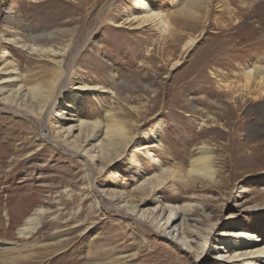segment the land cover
Listing matches in <instances>:
<instances>
[{
	"label": "rangeland",
	"instance_id": "1",
	"mask_svg": "<svg viewBox=\"0 0 264 264\" xmlns=\"http://www.w3.org/2000/svg\"><path fill=\"white\" fill-rule=\"evenodd\" d=\"M133 1L0 0V31L6 37L21 36L27 29L51 34L55 44L70 41L63 72L70 77L67 89L81 82L108 90L85 92L72 110L62 108L67 98L62 89V100L57 98L45 123L0 104V242L27 247L16 262L7 264H229L212 249L219 251L214 247L220 246V233L232 226L253 232L264 246V91L242 95L234 74L264 55V12L249 0L244 15L234 20L226 14L214 22L224 9L214 2L201 31L186 28L176 32L182 35L176 41L172 35L159 37L150 26L129 29L110 22L119 21ZM148 1L155 11L175 15L169 0ZM238 3L231 2L233 10L240 9ZM195 34L196 43L184 50ZM6 56L19 72L46 75L52 69L27 50L0 41V61ZM176 61L180 64L172 69ZM228 83L237 85L232 95L225 90ZM106 111L132 124L137 142L145 145L159 124L157 141L162 146L153 152L164 168L184 173L189 160L199 156L198 147L210 149L215 183L171 180L154 193L162 206L194 207L189 217L201 222L190 221L196 231L193 242L203 253L177 247L142 223L136 212L130 216L114 210L110 196L135 187L133 170L143 174L153 169L150 156L136 150L137 142L124 149L125 158L97 172L51 141V123L75 125L70 117L104 122ZM142 134L150 139H140ZM251 154L253 160L245 158ZM40 208L46 213L38 229L19 237L17 228ZM142 209L158 215L160 205L147 202Z\"/></svg>",
	"mask_w": 264,
	"mask_h": 264
},
{
	"label": "bare ground",
	"instance_id": "2",
	"mask_svg": "<svg viewBox=\"0 0 264 264\" xmlns=\"http://www.w3.org/2000/svg\"><path fill=\"white\" fill-rule=\"evenodd\" d=\"M169 1L170 5L175 7V15H173V17H168L164 12L155 11L152 7V3L148 0H134L131 8L125 11L119 21L110 20V22L113 24L116 23V27L126 26L129 29H140L145 26H150L157 32L159 37L168 38L172 35L170 38H175L174 40L179 41L182 35H178L181 34L182 30L192 28L199 31V28L202 27L201 25L206 24V16L210 13V7L214 2H217L220 7L224 8L219 11L220 14L218 18H214V22L219 18H224L226 14L229 15V17L226 18L236 20L237 16L244 15L243 11L251 5L248 3L249 0H237V2H239L238 8L240 9L233 10L231 2L234 0ZM253 1L257 2L256 8L264 12V0ZM201 8H203V14ZM14 19L16 18L14 17ZM188 20H192L191 23H189L190 21ZM173 25L177 28L174 29ZM10 32H12V30ZM24 32L25 33L21 36L16 35L10 38L6 37L4 32L0 31V41L12 44L17 50H27L31 55L37 57V59L49 63L52 69L46 75H44L45 73L40 75L33 70H27L23 73L19 72L17 68L11 67L13 65L7 60V56L4 60L0 61V104L11 108L12 113L19 114L21 112L26 115H32L37 117L42 123H45L50 112L55 107L57 98L60 101L62 100V89L67 96V98L62 101V108L71 107L72 110L79 99L83 98L85 92H89L92 95L95 91L99 93L108 91L99 84L91 86L81 82H73L71 88L67 89L66 84L70 82V77L63 74V72L66 49L69 47L70 41L68 40L60 44H55L52 41L51 34H38L27 29H24ZM198 36L199 34H195L192 37L189 36L183 46L184 50L190 49L196 43ZM1 53L3 55L8 54V52L5 51ZM179 64L180 62L178 61L174 62L172 69ZM234 74L237 75L240 79L239 81H241L240 83L237 81V85L241 88L242 95L251 96L253 92H257V94L258 92L263 93L264 55L263 57L255 56L254 59L245 66H239V71ZM74 75L78 76L76 79L79 78L77 71ZM60 81H62V84L59 87L57 96H54ZM237 85L235 86L231 83L226 84L225 90L228 92L227 94L232 95ZM253 88H255V90ZM110 95H114L113 92H111ZM61 114V110H59L57 116H61ZM70 118L69 120L75 122V125L70 124L68 126L60 123L55 125L52 123L50 124L53 135L51 141L59 150L69 151L72 155L82 158L86 161V164L91 165L97 172H101L113 161L124 156V149L137 142V137L133 134V130H131L134 126L129 124V122H120L116 120L114 114L110 111L105 112L104 122L98 119L90 121L77 119L75 121ZM203 124L204 123H202L201 126H204ZM160 133V125L158 124L156 132L151 138L152 141L147 143L148 145L138 141L135 146L136 150L142 151L144 156H150L154 165L152 171L139 174L138 170H133L136 173L135 187L130 191L122 190L117 194H112L110 200L115 203L113 205L115 211L130 216L136 212L142 223L148 222L154 227L158 234H164L165 238L173 242L177 247L179 246L183 249V246H185V250L189 253L201 254L204 249L197 245V242H193L196 231L193 230V226L190 223V221H192L194 224H198L201 220H196L197 218L192 220L189 217L192 215L191 212H194V207H186L184 205L183 207H173L164 203L162 206V202L154 197V193L161 187H164L166 182L171 180L180 179L183 182L191 183L202 178L215 183L216 172L212 167V158L209 155L210 149L205 145L198 147L199 156L189 160L187 169L185 171L184 169L182 170L184 173L178 170L164 168L163 162L159 160L153 152V150L161 149V142L157 141V137ZM139 138L142 140L150 139L144 134ZM245 158L250 161L251 159L253 160L252 154L250 157L245 156ZM128 161L134 166V160ZM89 184L90 182H88V185ZM243 192H246V190ZM136 193L139 195L135 196ZM98 198H101V196H98ZM136 198H138V201H134ZM147 202L156 203L158 206L160 205L158 215L153 214V212L147 213L148 211H143L142 208ZM164 212L166 213L163 215ZM45 213V209H36L24 220L23 224L17 228V235L19 237H28L33 234L40 226L41 219ZM131 218L137 221V218ZM180 218L182 219L181 224L177 223ZM181 228H184L183 233L180 230ZM206 231L207 234L209 231L208 229H206ZM175 232L176 236L179 235V233L180 235L183 234V236H177L175 238ZM62 236L64 235L59 236V238ZM220 236L222 237L218 240L220 246L214 247L215 249L218 248L219 251L215 252V250L212 249V253L216 257H224L229 264H236L238 261L242 264H260V262L263 261L264 246L259 244L261 239L253 232H243L239 226H232L227 230H223ZM221 244H223V246ZM25 248L27 247L21 245L17 246L14 242H12V244L0 242L1 262L3 264L16 262L17 258L21 256V250ZM14 253L17 256H13Z\"/></svg>",
	"mask_w": 264,
	"mask_h": 264
}]
</instances>
